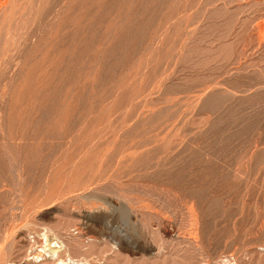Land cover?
Returning a JSON list of instances; mask_svg holds the SVG:
<instances>
[{"label":"rangeland","instance_id":"rangeland-1","mask_svg":"<svg viewBox=\"0 0 264 264\" xmlns=\"http://www.w3.org/2000/svg\"><path fill=\"white\" fill-rule=\"evenodd\" d=\"M164 2L0 10L5 264H264V0Z\"/></svg>","mask_w":264,"mask_h":264},{"label":"bare ground","instance_id":"bare-ground-1","mask_svg":"<svg viewBox=\"0 0 264 264\" xmlns=\"http://www.w3.org/2000/svg\"><path fill=\"white\" fill-rule=\"evenodd\" d=\"M17 1V0H16ZM22 1V0H21ZM174 1H175V4L176 3H178V7L180 8V10L182 9L183 11H184V9H187L188 7H190L189 5H187V1L188 0H183V2H182V0H165V2H164V8L166 9V12H167V18L165 19L167 22H169V21H171L172 20V17L174 16L173 14H171L172 12H171V7L172 6H174L175 7V5H172L171 4V2H173L174 3ZM199 1V0H198ZM12 2V1H11ZM20 2V1H19ZM189 3V2H188ZM9 4L10 3H8V0H0V10L2 9V8H4V7H7V5L9 6ZM13 4H15V2L13 3ZM13 4H11L12 6H13ZM197 6V5H196ZM14 7V6H13ZM169 8H170V10H169ZM177 8V7H176ZM178 8V9H179ZM192 8V7H191ZM193 8H195V7H193ZM5 10H3V12H7L9 9H8V7H7V9L6 8H4ZM10 9H11V7H10ZM14 9V8H13ZM164 9V10H165ZM7 10V11H6ZM18 10V9H17ZM20 10V9H19ZM180 10L178 11V12H180ZM10 11V10H9ZM11 11H13V10H11ZM169 11V12H168ZM183 11H181V13L183 12ZM2 11H0V13H1ZM185 12V11H184ZM13 12H10V14H12ZM9 14V13H8ZM172 16H171V15ZM177 14V13H176ZM1 15V14H0ZM165 15V16H166ZM2 16V15H1ZM1 16H0V18H1ZM4 16H5V13H4ZM3 16V17H4ZM7 16V18H3V20L5 19H7V20H10L9 18L11 17V15H10V17L8 16V15H6ZM179 16V15H178ZM177 16V17H178ZM181 16V15H180ZM184 16V15H183ZM188 15H186V17H187ZM9 17V18H8ZM176 17V18H177ZM185 17V16H184ZM174 18V17H173ZM264 18V17H263ZM12 19V18H11ZM261 19V18H260ZM0 20H2V18L0 19ZM4 20V21H5ZM6 20V21H7ZM53 20V19H52ZM174 20H175V18H174ZM183 20V19H182ZM182 20L181 19H179V20H177V21H175V23L174 24H179L180 22H182ZM185 20V19H184ZM258 20V19H257ZM6 21L4 22V26H7V25H5V24H9V22L8 23H6ZM165 21V22H166ZM55 22V21H54ZM185 22V21H184ZM0 23H3L2 21L0 22ZM76 23V22H75ZM172 23V22H171ZM186 23H187V21H186ZM169 24H170V22H169ZM1 25H3V24H0V27H2ZM74 25V24H73ZM171 26V25H170ZM175 26V25H174ZM185 26H186V24H185ZM3 28V27H2ZM257 28H259V30H260V32L261 33H264V19L262 20V21H260L259 23H258V25H257ZM5 28H3V29H0V30H4ZM6 30V29H5ZM2 31H0L1 33H2ZM7 31H8V29H7ZM7 31H4V32H6V33H8ZM51 31V30H50ZM53 31V30H52ZM3 35V34H2ZM7 35V34H6ZM1 36V35H0ZM4 36H5V34H4ZM264 36V35H263ZM262 36V37H263ZM3 37V36H2ZM6 39H7V37H5ZM9 38V37H8ZM4 40V39H3ZM1 42V41H0ZM6 43V42H5ZM1 45V44H0ZM1 49V48H0ZM15 49V48H14ZM42 49V48H41ZM13 50V49H12ZM2 51V50H1ZM4 52V51H3ZM63 53V52H62ZM38 54V53H37ZM2 55V54H1ZM9 55V54H8ZM31 55V54H30ZM44 55H45V53H44ZM52 55V54H51ZM29 58V57H28ZM23 59H25V58H23ZM27 63V62H26ZM48 63V62H47ZM47 65V64H46ZM45 69V68H44ZM22 71V70H21ZM16 73V72H15ZM19 204V203H18ZM19 209V208H18ZM21 210V209H20ZM18 216V215H17ZM16 223V222H15ZM11 226H13V225H11ZM17 227V226H16ZM11 230V229H10ZM43 231V230H42ZM46 232V231H45ZM9 233V232H8ZM41 234H43V236H42V238H44V243L42 244L43 246L39 249V250H37L38 252L37 253H33L32 254V258H39L37 261H33V262H39V264H40V262H41V260H44V264L45 263H47V264H77L78 263V261L77 260H72L73 258H70V256L69 257H67V258H65V259H62L60 256H59V252L60 251H62L61 250V247L63 246V245H61L62 243H58V244H56V241L54 242H52L51 241V239L50 240H48L47 239V234H45L44 232L43 233H41ZM9 236V235H8ZM53 238H55V237H53ZM1 239V238H0ZM4 239V238H3ZM2 239V241L4 242V240ZM7 239V238H6ZM57 240H59V239H57ZM1 241V242H2ZM0 242V243H1ZM3 242H2V244H3ZM9 243V242H8ZM1 244V245H2ZM6 245V244H5ZM41 245V244H40ZM6 248V247H5ZM6 250V249H5ZM5 250H3L2 252H1V250H0V260L2 261V258H4L3 257V253H5L4 251ZM36 251V250H35ZM34 251V252H35ZM42 252V253H41ZM64 253V252H63ZM66 253V252H65ZM43 256H44V258H43ZM46 257V258H45ZM29 257H27V259H28ZM31 258V259H32ZM26 259V260H27ZM5 260V259H4ZM4 260L1 262L2 264H5L4 263ZM6 261V260H5ZM29 261V260H28ZM7 262V261H6ZM83 262V261H82ZM42 263V262H41ZM81 263V262H80ZM79 263V264H80ZM34 264V263H33Z\"/></svg>","mask_w":264,"mask_h":264}]
</instances>
